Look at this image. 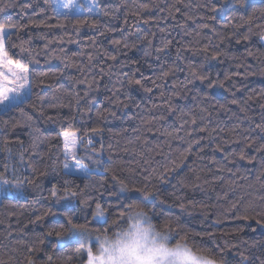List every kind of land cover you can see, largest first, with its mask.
<instances>
[{"label": "trees", "instance_id": "1", "mask_svg": "<svg viewBox=\"0 0 264 264\" xmlns=\"http://www.w3.org/2000/svg\"><path fill=\"white\" fill-rule=\"evenodd\" d=\"M97 5L62 12L53 0L58 21L45 0H0V25L18 26L8 56L31 80L27 99L0 111V173L14 193L0 200V264H83L84 242L54 233L69 216L100 227L97 204L105 230L142 205L222 264L240 253L264 264V0ZM64 131L78 132L93 174H66ZM54 186L76 195L58 202Z\"/></svg>", "mask_w": 264, "mask_h": 264}, {"label": "clouds", "instance_id": "2", "mask_svg": "<svg viewBox=\"0 0 264 264\" xmlns=\"http://www.w3.org/2000/svg\"><path fill=\"white\" fill-rule=\"evenodd\" d=\"M95 221L100 227L79 229L94 244V264H222L219 256L190 238L178 239L146 206H131L107 230L102 227L109 223L106 213L97 214Z\"/></svg>", "mask_w": 264, "mask_h": 264}, {"label": "snow or ice", "instance_id": "3", "mask_svg": "<svg viewBox=\"0 0 264 264\" xmlns=\"http://www.w3.org/2000/svg\"><path fill=\"white\" fill-rule=\"evenodd\" d=\"M45 2L49 5V7L52 9V12L56 19L59 21L61 19V13L57 11L56 7H52L53 0H45ZM236 2H242V0H236ZM57 3L59 4V0H57ZM85 7L84 5L76 4V0H66V2L59 4V7H62L63 9H69L71 10L73 7ZM231 5L228 4L225 7L221 8H213L212 11H226L227 8H230ZM97 8H99V5H97ZM88 12L92 11V8H87ZM107 15V13H104ZM64 19H68L69 17L65 14L63 16ZM215 18V17H213ZM87 22V17H84L82 19H78L77 23H84ZM62 27L63 25H58ZM18 26L16 25H8L7 29H15ZM23 27V25L19 26ZM5 38H6V26L0 25V68H3L5 64L9 66V68H15V71H11V79H9L8 75H5L2 71H0V104H4L8 102L10 99H13L14 104L18 101L19 103H23L27 99V95L30 94L31 91V84L29 80V70L27 66L20 64L19 62H13L8 58V52L5 48ZM201 79H204V77H201ZM137 84L140 83V81H136ZM14 94V96L10 97L9 94ZM93 132H99V129H92ZM64 138V155H65V163H64V169L66 170V174L76 175L78 173H83L84 175H91L93 172L91 170L85 171L83 166H80V157L77 154L76 151V145L78 142L82 141L77 137L76 133H63ZM88 144H91V140L87 142ZM241 157L243 158V153H241ZM91 158V157H90ZM74 161L75 165H71L68 161ZM97 164H99V161H96ZM0 181H3L5 184L10 183L8 180L4 178V175L0 173ZM15 186H19L21 183L20 181H11ZM122 188L126 187L123 185V182H121ZM75 193L71 192L70 190H65V193L63 196L58 195V191L55 188V186L52 189V196L56 198V200L59 202L60 200L68 201L69 198L75 197ZM153 195L152 193L144 192V196L148 197ZM130 198V197H126ZM105 213V210L102 208L100 204L96 205V210L93 214L94 220L96 219L97 214ZM245 219H248V217H244ZM68 223L70 224V228L64 230L55 232L54 234L58 238H63L65 236L73 237L78 239L79 241H83L85 243L81 244V248L77 249V251H81L85 244L89 245L87 248L88 252V259L87 264H94L93 261V251L92 247H94V244L90 241H86L83 238V234L79 231V229L82 227V225L73 223L72 217H68ZM258 224L264 225V220H258ZM52 233H50L51 235ZM66 241L58 240V243L63 246V243ZM240 262L239 264H245V262L248 260V257L245 256L243 253H240Z\"/></svg>", "mask_w": 264, "mask_h": 264}, {"label": "rangeland", "instance_id": "4", "mask_svg": "<svg viewBox=\"0 0 264 264\" xmlns=\"http://www.w3.org/2000/svg\"><path fill=\"white\" fill-rule=\"evenodd\" d=\"M54 2H55L56 7L58 8V10H60V11H62V12H71V13H73V12H88V11H87V8H89V7L92 8V11H91L90 13H96V12L98 11V8H97V0H76V4H77V5L82 4V5H84L85 7L81 8V7H75V6H74L71 10H69V9H63L62 7H59V4H62V3H64V2H66V0H59V4L57 3V0H54ZM220 13L222 14V13H224V11H220ZM9 31H10V30H8L7 27H6V34H7ZM263 41H264V38H263ZM8 58H9L11 61H13V62L15 63V61L12 60L9 56H8ZM22 65H23V64H22ZM27 68H28V67H27ZM28 70H29V69H28ZM0 71H2L5 75H8V76H9V79H11V71H15V68H11V69H10L9 66H8L7 64H5V66H4L3 68H0ZM29 80H30V73H29ZM30 84H31V80H30ZM30 93H31V91H30ZM9 95H10V97L14 96V94H11V93H10ZM29 95H30V94H28L27 97H28ZM16 103H18V101H17ZM16 103H15V104H16ZM12 105H14V101H13V99H10L8 102H6V103H4V104H0V111L9 108V107H11ZM64 132H68V133H70V134L74 132V133H76L77 137L80 139L78 132H75V131H64ZM64 132H62V138H63V133H64ZM63 140H64V138H63ZM76 151H77V154H78V156H79L80 142H78L77 145H76ZM68 162H69L71 165H75V162H74V161L69 160ZM80 166H83L85 171H89V170H90L89 167L86 166L85 164H80ZM78 174L82 175L83 173H78ZM5 195H14V193H13V191H11L10 189H7V188H6V184H4L3 181H0V200H1V199L3 198V196H5ZM84 243H85V242H84ZM88 246H89V245L85 244V248H86V250H87ZM92 251H93V249H92ZM83 264H87V261L84 262Z\"/></svg>", "mask_w": 264, "mask_h": 264}]
</instances>
